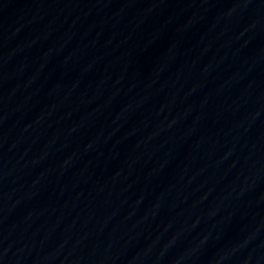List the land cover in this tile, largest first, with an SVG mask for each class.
<instances>
[{
  "label": "water",
  "instance_id": "obj_1",
  "mask_svg": "<svg viewBox=\"0 0 264 264\" xmlns=\"http://www.w3.org/2000/svg\"><path fill=\"white\" fill-rule=\"evenodd\" d=\"M0 264H264V0H0Z\"/></svg>",
  "mask_w": 264,
  "mask_h": 264
}]
</instances>
